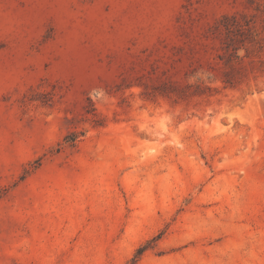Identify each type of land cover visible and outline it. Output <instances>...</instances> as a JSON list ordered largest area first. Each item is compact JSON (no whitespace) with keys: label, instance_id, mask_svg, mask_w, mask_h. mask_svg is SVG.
Masks as SVG:
<instances>
[{"label":"rangeland","instance_id":"374dc122","mask_svg":"<svg viewBox=\"0 0 264 264\" xmlns=\"http://www.w3.org/2000/svg\"><path fill=\"white\" fill-rule=\"evenodd\" d=\"M0 264H264V0H0Z\"/></svg>","mask_w":264,"mask_h":264}]
</instances>
